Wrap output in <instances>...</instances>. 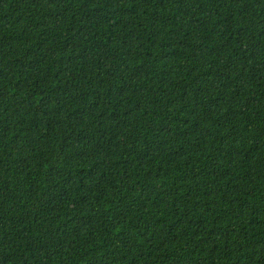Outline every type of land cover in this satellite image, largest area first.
I'll return each mask as SVG.
<instances>
[{
    "label": "trees",
    "instance_id": "trees-1",
    "mask_svg": "<svg viewBox=\"0 0 264 264\" xmlns=\"http://www.w3.org/2000/svg\"><path fill=\"white\" fill-rule=\"evenodd\" d=\"M0 264H264V0H0Z\"/></svg>",
    "mask_w": 264,
    "mask_h": 264
}]
</instances>
